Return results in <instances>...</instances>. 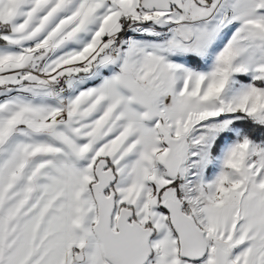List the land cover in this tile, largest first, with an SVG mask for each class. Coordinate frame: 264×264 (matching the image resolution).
<instances>
[{
	"label": "snow or ice",
	"instance_id": "obj_1",
	"mask_svg": "<svg viewBox=\"0 0 264 264\" xmlns=\"http://www.w3.org/2000/svg\"><path fill=\"white\" fill-rule=\"evenodd\" d=\"M0 264H264V0H0Z\"/></svg>",
	"mask_w": 264,
	"mask_h": 264
}]
</instances>
